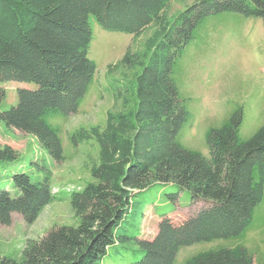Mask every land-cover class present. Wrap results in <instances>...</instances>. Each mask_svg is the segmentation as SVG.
Segmentation results:
<instances>
[{"label":"trees","instance_id":"16d2710c","mask_svg":"<svg viewBox=\"0 0 264 264\" xmlns=\"http://www.w3.org/2000/svg\"><path fill=\"white\" fill-rule=\"evenodd\" d=\"M171 1L0 0V81L37 84L18 87L17 104L0 109V121L34 135L57 161L64 159L63 145L48 117L76 112L97 70L89 56L90 16L105 29L136 36L154 25L143 50L129 48L109 66L113 71L121 64L127 76L133 71V106L127 109L131 97L114 90L125 109L109 110L103 128L79 127L71 136L74 143L96 138L100 146L91 166L94 180L71 193L80 223L29 238L23 259L0 255V264H99L113 244L130 239L143 250L133 264H173L182 246L241 236L249 226L264 198V126L243 139L238 110L210 128L211 157L184 146L178 133L190 112L173 68L208 16L237 11L264 20V0H193L169 15ZM5 93L0 84V103ZM16 158L14 147H0V161ZM12 180L20 194L12 196L0 187V224H11L15 212L32 223L54 199L51 172L39 181L16 172ZM156 183L177 184L190 191L192 201L208 205L181 221L163 216L156 235L143 238L144 209L134 211V196ZM129 212L134 216L127 218ZM186 264H254V256L237 244L198 252Z\"/></svg>","mask_w":264,"mask_h":264},{"label":"rangeland","instance_id":"374dc122","mask_svg":"<svg viewBox=\"0 0 264 264\" xmlns=\"http://www.w3.org/2000/svg\"><path fill=\"white\" fill-rule=\"evenodd\" d=\"M192 1L172 0L166 11L173 15ZM90 22L93 37L89 56L97 65L94 80L76 112L48 117L58 129L64 159H53L34 135L0 121V147L10 145L17 152L16 159L0 161V187L16 196L20 190L13 183L14 173L26 172L33 181H39L50 171L54 192V199L32 223L15 212L11 224H0V255L21 260L29 238H40L56 226L80 223L71 205V193L94 180L91 166L98 161L100 146L96 138L74 143L71 136L79 127L103 128L109 110L129 109L134 104L133 83L129 80L133 71L129 70L127 76L121 64L113 71H109V66L119 63L129 48L143 50L154 25L136 36L105 29L93 15ZM173 75L190 112L178 133L184 146L211 157L207 139L210 128L223 125L238 110L242 112L240 136L249 138L264 126V20L237 11L208 16L177 58ZM0 84L6 91L1 110L17 104L18 87H37L32 81L8 80ZM118 89L132 99L125 107L123 98L115 99L114 90ZM255 174L258 177L257 170ZM206 205L204 200L192 201L190 191L179 189L177 184L156 183L134 196V211L144 209L140 237L153 238L163 216L170 215L174 221H181ZM132 216L133 212L127 214V218ZM237 244L245 245L252 252L254 264H264V198L256 206L243 235L182 246L173 264H186L189 257L204 250ZM142 255L143 250L135 239L118 241L99 264H133Z\"/></svg>","mask_w":264,"mask_h":264}]
</instances>
